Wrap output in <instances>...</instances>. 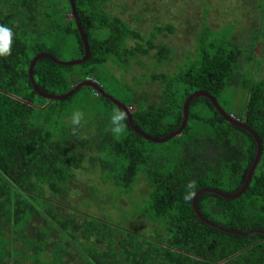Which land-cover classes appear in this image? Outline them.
<instances>
[{"label": "trees", "instance_id": "16d2710c", "mask_svg": "<svg viewBox=\"0 0 264 264\" xmlns=\"http://www.w3.org/2000/svg\"><path fill=\"white\" fill-rule=\"evenodd\" d=\"M106 1L73 0L89 59L75 66L39 59L31 81L39 55L65 62L64 51L75 47L77 60L85 56L72 3L0 0V23L14 32L11 54L0 57V264H264V0H254L262 10L251 38L241 46L229 38L235 18L217 35L206 24L194 59L186 57L172 74L165 65L173 48L158 36L173 26L155 25L143 36L109 13ZM243 61L248 71L240 70ZM135 65L150 72L128 83ZM86 80L110 97L116 91L112 98L130 108L132 125L157 139L179 132L184 103L206 91L259 137L261 156L254 136L206 97L190 103L180 135L155 144L133 131L128 116L122 132L111 133V111L121 108L90 86L65 101L43 96L68 94ZM147 81L161 86L156 100ZM230 90L244 92V101L234 102ZM83 101L92 118L73 132L68 116ZM258 158L244 195L218 194L237 195ZM96 174L118 202L102 200ZM190 180L195 185L185 195ZM201 191L196 206L205 220L193 206ZM124 196H134L129 209ZM112 204L119 219L108 215Z\"/></svg>", "mask_w": 264, "mask_h": 264}, {"label": "rangeland", "instance_id": "374dc122", "mask_svg": "<svg viewBox=\"0 0 264 264\" xmlns=\"http://www.w3.org/2000/svg\"><path fill=\"white\" fill-rule=\"evenodd\" d=\"M126 1V0H125ZM128 2H124L123 0H107L104 4L105 9L111 14H114L121 19H123L126 23L130 25L131 28L138 30L143 34V36H147L150 31H152L155 25L164 26L167 23L173 26L172 32H164L158 36L159 41L166 43L169 47L173 48L172 60L168 61L167 66L165 65V69L167 68V72L172 74V72L177 71V66H179L185 59L188 57L189 59H194V49H195V41L198 36L204 31L202 29L204 25L207 24L209 29L213 31L214 35L217 33H221L228 30L227 26L232 23V19H236L235 29L229 33V38L233 40L237 46H241L245 40L251 38L253 36V29H258V24L256 22L259 11L262 9H257V3L254 0H127ZM258 2V1H257ZM259 3V2H258ZM207 5V6H206ZM211 7V11L207 8ZM264 11V10H263ZM241 33H247L245 34ZM77 51L75 47L70 48L69 50L64 51V55L62 56V61L71 62L77 60L75 55ZM246 58V57H245ZM148 65L150 64L149 60L143 59ZM249 62V61H248ZM247 61L242 62V66L240 68L241 71H248L250 62L246 64ZM182 65V64H181ZM149 67L141 68L139 66H134L131 74H126V80L128 83L131 81V76H135L137 79L143 73H149ZM261 77H264V66L260 70ZM106 84L110 85L111 79L108 78ZM94 81V80H88ZM147 87L150 88L151 92H149V97L151 101L156 100L158 93H160L159 88L161 86L158 83H151V81H147ZM112 86V85H111ZM144 87V88H147ZM140 93H143V88L138 89ZM145 90V89H144ZM112 97L119 98L116 95V91L111 90L109 92ZM108 93V94H109ZM151 93V94H150ZM230 95L234 98V102L242 100L244 101V92H239L237 95L235 92L230 90ZM81 97V96H80ZM78 97L79 99H81ZM227 98V96H225ZM230 98L228 97V100ZM49 100V99H48ZM51 101V100H50ZM52 102V101H51ZM94 101H89L87 104H93ZM228 103V102H227ZM84 101L82 103L81 109L85 112L86 119L89 121L92 118V114L89 112L91 108L83 106ZM51 105V103H47L43 107ZM96 106V104H94ZM75 104L72 105V107ZM226 106L233 107L236 104L229 103ZM98 107V106H97ZM77 108V107H76ZM130 110V108H128ZM36 119V118H35ZM39 118L36 119V121ZM172 153V151H170ZM94 183L101 185V198L105 203H114L115 200L112 196H107L110 188L108 186L102 185L99 181V175H95ZM79 178L82 181L90 180V176L86 174H79ZM144 186L142 182H140ZM140 186V188H143ZM138 191L134 192L137 195ZM126 209L132 207L134 202V196H124L123 198ZM119 201V200H118ZM117 201V202H118ZM123 204V206L125 205ZM113 205V204H112ZM110 206L111 215L113 219H119L120 215L116 210V205ZM94 214L102 213L99 209H92ZM92 214V213H88Z\"/></svg>", "mask_w": 264, "mask_h": 264}, {"label": "water", "instance_id": "95a60500", "mask_svg": "<svg viewBox=\"0 0 264 264\" xmlns=\"http://www.w3.org/2000/svg\"><path fill=\"white\" fill-rule=\"evenodd\" d=\"M71 1V5H72V15L76 18L77 20V23H78V28L80 30V35H81V39H82V42H83V45H84V50H85V56L80 59V60H77V61H72V62H60V61H57L55 60L53 57L49 56V55H39L37 56L33 62L31 63V67H30V70H29V75H30V79L31 81H33V69L35 67V64L36 62L39 60V59H43V58H48L50 60H52L53 62L57 63V64H60V65H63V66H75V65H80L84 62H86L88 59H89V48H88V43H87V40H86V37L82 31V28H81V25L79 23V20H78V16H77V13H76V10H75V7H74V4H73V0H70ZM85 86H90L92 88H94V90L96 92H98L99 94L102 95V97L106 98L107 100L111 101L114 105H116L117 107L119 108H122L126 111L127 113V116H128V120H129V123H130V126L131 128L133 129V131L138 134L140 137H142L143 139L149 141V142H153L155 144H164L168 141H170L172 138L176 137L177 135H180L181 131L184 129V127L186 126V123L188 121V111H189V106H190V103L199 98V97H203L206 99L208 98V100L212 103L213 107L218 111L219 114H221L225 120H228L229 122L233 123V124H236L246 130H248L255 138V140L257 141L258 145H259V158L261 156V153L263 151L262 149V144H261V141L259 139V137L251 130L249 129L248 127H246L243 123H241L239 120L235 119L234 117L230 116L229 114H226L224 112V110H222V108L219 106V103L217 101V99L211 95L210 93L206 92V91H196L194 94H192L188 99L187 101L184 103V107H183V113H184V119H183V123H182V127L181 129L179 130V132L175 133V134H172L170 136H167L163 139H157V138H153V137H150L149 135L147 134H144L142 132H140L138 129H136L134 127V125H132V121H131V117H130V114H129V111H128V108L124 105H122L120 102H118L117 100H115L114 98L110 97L109 95H107L103 88L100 87V85H98L96 82H92V81H85L83 82L82 84H79L76 88H74L71 92H69L68 94H65V95H45L43 94V96L51 101H65V100H68L69 98H71L73 96V94L85 87ZM259 158L258 160L255 162L253 168L251 169L250 173H249V176H248V179L246 181V185L244 186V188L237 194V195H225V194H221V193H218L220 196L226 198V199H229V200H236L238 198H240L242 195L245 194V192L249 189L250 187V184L253 180V177H254V174L256 172V169H257V165H258V162H259ZM207 191H201L199 192L198 194H196L193 198V206H194V210L195 212L197 213V216L199 218H201L202 220H205L203 219L200 214L198 213V210H197V206H196V200L198 198V196H200L202 193H205Z\"/></svg>", "mask_w": 264, "mask_h": 264}, {"label": "clouds", "instance_id": "9594fccd", "mask_svg": "<svg viewBox=\"0 0 264 264\" xmlns=\"http://www.w3.org/2000/svg\"><path fill=\"white\" fill-rule=\"evenodd\" d=\"M14 41V32L13 29L5 23H0V57H8L11 54L12 45ZM88 81V80H86ZM95 82V81H93ZM127 118V113L124 109H113L109 117L110 131L114 135H119L124 127V121ZM69 123L74 132L76 128L80 127L82 123L86 122L85 112L77 107L73 108L68 116ZM195 185L194 181H188L185 185L187 195Z\"/></svg>", "mask_w": 264, "mask_h": 264}]
</instances>
